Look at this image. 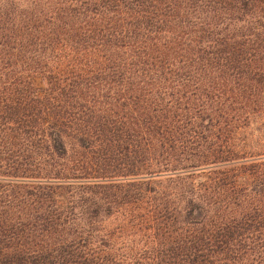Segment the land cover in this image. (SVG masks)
<instances>
[{
  "label": "trees",
  "instance_id": "trees-1",
  "mask_svg": "<svg viewBox=\"0 0 264 264\" xmlns=\"http://www.w3.org/2000/svg\"><path fill=\"white\" fill-rule=\"evenodd\" d=\"M0 264H264V0H0Z\"/></svg>",
  "mask_w": 264,
  "mask_h": 264
}]
</instances>
